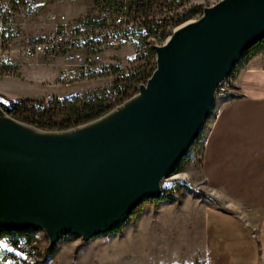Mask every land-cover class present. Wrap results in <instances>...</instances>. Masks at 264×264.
Masks as SVG:
<instances>
[{
    "label": "water",
    "instance_id": "obj_1",
    "mask_svg": "<svg viewBox=\"0 0 264 264\" xmlns=\"http://www.w3.org/2000/svg\"><path fill=\"white\" fill-rule=\"evenodd\" d=\"M264 38V0H219L154 45L156 67L104 114L63 129L0 103V228L87 241L120 227L192 146L224 80Z\"/></svg>",
    "mask_w": 264,
    "mask_h": 264
},
{
    "label": "rangeland",
    "instance_id": "obj_2",
    "mask_svg": "<svg viewBox=\"0 0 264 264\" xmlns=\"http://www.w3.org/2000/svg\"><path fill=\"white\" fill-rule=\"evenodd\" d=\"M218 1L124 0L123 4L128 8L131 5L132 8L130 7V14L126 15L129 26L120 34L119 44L108 50V61L114 65L112 73L107 72L101 77L78 84L64 85L61 81L62 56L54 62H30L24 57L22 47L27 37H37L53 31L52 26L46 24L49 13H64L68 21L77 25L97 11L94 0H33L25 5L19 0H0V94L14 101H29L22 108L26 118L36 116L37 111L45 107V97L49 92L56 95V103L66 99L79 100V109L85 103L94 106L98 100L110 105L123 97V91L129 84L133 85L128 92L138 89L141 83L147 81L156 66L155 43H164L174 28L199 17L205 6ZM117 2L122 3V0ZM100 22L101 20L97 23ZM150 29H157V33L149 35ZM73 32L77 35L81 33L77 26ZM252 55H257V64L264 66V43L253 54H249ZM249 56L242 57L233 72L220 85L204 127L172 174L162 182L165 198L144 201L120 227L111 232L87 241L72 234L64 236L56 246L54 255L46 252L49 245L47 236L45 239L46 233L38 231L35 237L41 245L43 264H140L138 239L129 237L120 241L119 245L126 244L124 250L122 245L117 244L118 238L125 232L124 228L137 219L144 205L156 206L158 201L186 198L199 200L207 205L230 206L218 193L211 191L204 181L201 171L202 146L216 110L223 102L236 96V75L248 64ZM117 75L124 79L123 82L117 81ZM76 111L69 106L54 108L50 111L49 118L57 125H62L74 119Z\"/></svg>",
    "mask_w": 264,
    "mask_h": 264
},
{
    "label": "crops",
    "instance_id": "obj_3",
    "mask_svg": "<svg viewBox=\"0 0 264 264\" xmlns=\"http://www.w3.org/2000/svg\"><path fill=\"white\" fill-rule=\"evenodd\" d=\"M257 60L249 56L238 71L236 96L219 106L203 140L204 181L230 206L186 198L144 205L115 243L138 239L140 264H264V66Z\"/></svg>",
    "mask_w": 264,
    "mask_h": 264
},
{
    "label": "built area",
    "instance_id": "obj_4",
    "mask_svg": "<svg viewBox=\"0 0 264 264\" xmlns=\"http://www.w3.org/2000/svg\"><path fill=\"white\" fill-rule=\"evenodd\" d=\"M24 1L26 4L33 0ZM116 1L119 0L111 4L107 0H94L97 11L77 25L68 21L64 13H49L46 24L52 26L53 31L27 37L22 47L24 57L30 62L40 63L44 60L54 62L62 56L61 81L64 85L112 73L114 65L108 61V50L119 44L120 34L129 26L126 15L130 14V7L123 4L124 0L122 3ZM76 26L81 32L79 35L73 32ZM117 77L121 78L120 75ZM56 100V95L49 92L45 104L53 105ZM38 231L45 234L41 229L0 235V264H43L41 245L35 237Z\"/></svg>",
    "mask_w": 264,
    "mask_h": 264
},
{
    "label": "trees",
    "instance_id": "obj_5",
    "mask_svg": "<svg viewBox=\"0 0 264 264\" xmlns=\"http://www.w3.org/2000/svg\"><path fill=\"white\" fill-rule=\"evenodd\" d=\"M19 1L21 2V4H25L24 0H19ZM107 2L112 4L115 2V0H107ZM130 7L132 8L131 5H130ZM137 7H139V5H137ZM118 9L120 10L119 7H118ZM190 14H191V12H190ZM192 14H193V11H192ZM156 33H157V29L156 30L150 29L148 34L152 35V34H156ZM262 43H264V38L261 41H259L257 44H255L253 47L249 48L245 52L244 56H249V54H253V51H255L257 49V47H259V45ZM155 67L152 69V71L155 69ZM123 80L124 79H119L117 81L123 82ZM132 85L129 84L128 87L123 91V93H125V94H123V97L120 100H118L114 103H111L110 105H106L101 100H98L94 106H91V105L85 103L83 108L79 109V107H78L79 106V100H77V99H66V100H64V102H59V103L55 102L53 105H50V106L44 105L45 107L40 108L37 111L36 116L31 117V118L24 117L23 111H22L23 105L29 104L30 103L29 101H14L13 99H10V98L5 97L4 95L0 94V103L3 106L4 110H6L11 116H13L17 119L27 121L29 123H32V124L38 126V127L43 128V129H63V128L76 126V125H79L81 123L90 121V120L95 119V118L99 117L100 115L104 114L105 112H107L108 110H110L111 108L116 106L117 104L121 103L122 101H124L125 99H127L128 97H130L132 94H134L137 91V89L135 88L134 90H131L130 92H128L131 89ZM126 92H127V94H126ZM120 93H121V90H120ZM64 106H69L70 108L77 110L76 112H74L75 118L72 119L68 123H65L62 125H57L52 120V118H49V114L51 113L50 111L53 110L54 108H62ZM47 108H49V109L47 110ZM163 198H165V191L162 194L161 198H159V199H163ZM6 234H12V233L7 231V230L0 228V235H6ZM55 251H56V247L52 248V249H48L46 252L50 255H54Z\"/></svg>",
    "mask_w": 264,
    "mask_h": 264
}]
</instances>
